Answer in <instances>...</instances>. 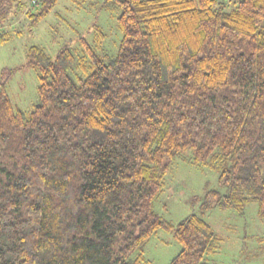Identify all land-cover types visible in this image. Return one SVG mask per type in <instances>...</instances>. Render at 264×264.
<instances>
[{"label":"trees","instance_id":"obj_1","mask_svg":"<svg viewBox=\"0 0 264 264\" xmlns=\"http://www.w3.org/2000/svg\"><path fill=\"white\" fill-rule=\"evenodd\" d=\"M58 1L0 0V45L11 18L36 26ZM72 1L119 8L118 49L100 51V25L55 56L30 46V110L0 82V264H147L160 229L181 245L168 264H213L218 231L155 205L184 157L226 187L204 210L264 217V0Z\"/></svg>","mask_w":264,"mask_h":264},{"label":"rangeland","instance_id":"obj_2","mask_svg":"<svg viewBox=\"0 0 264 264\" xmlns=\"http://www.w3.org/2000/svg\"><path fill=\"white\" fill-rule=\"evenodd\" d=\"M225 1L226 9H231L239 0ZM99 5L78 7L72 0H59L53 11L36 26L31 27L25 14L4 24V28L13 33L10 40L0 45V82L6 84L17 108L30 110L38 101V74L35 68L27 65L30 46H44L55 56L67 43L77 47L79 36L93 42L94 25H100L106 33L100 51L117 52L121 37L116 21L119 8L112 4ZM218 175L207 166L189 163L184 157L177 158L166 175L156 210L174 223L190 213L203 216L222 238L219 250L209 257L211 263L264 264V217L258 214L257 202L249 203L243 214L231 208L203 209V203L211 197L209 190L227 191L220 185ZM180 250L181 245L173 234L160 229L146 246L147 264H168Z\"/></svg>","mask_w":264,"mask_h":264},{"label":"built area","instance_id":"obj_3","mask_svg":"<svg viewBox=\"0 0 264 264\" xmlns=\"http://www.w3.org/2000/svg\"><path fill=\"white\" fill-rule=\"evenodd\" d=\"M33 4H37L39 0H31Z\"/></svg>","mask_w":264,"mask_h":264}]
</instances>
